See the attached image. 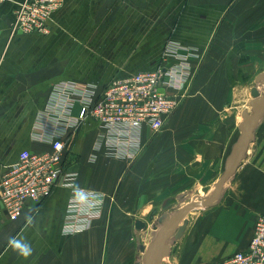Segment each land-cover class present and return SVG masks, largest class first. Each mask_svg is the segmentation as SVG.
Listing matches in <instances>:
<instances>
[{
  "label": "crops",
  "instance_id": "1",
  "mask_svg": "<svg viewBox=\"0 0 264 264\" xmlns=\"http://www.w3.org/2000/svg\"><path fill=\"white\" fill-rule=\"evenodd\" d=\"M21 1L0 3V177L23 149L50 148L44 135L57 130L50 108L59 84L87 85L97 95L114 78L174 66L170 45L191 52L194 75L180 104L162 130L145 127L135 159L96 150L92 118L64 133L72 138L66 165L78 171V185L106 193L90 228L62 234L70 196L63 186L26 202L16 220L0 215V264H144L154 239L149 220L183 207L197 190L216 189L243 111L251 112V89L264 93V80L256 82L264 71V0H63L46 34L12 30ZM261 213L264 114L236 172L189 220L164 264H212L247 249Z\"/></svg>",
  "mask_w": 264,
  "mask_h": 264
},
{
  "label": "built area",
  "instance_id": "2",
  "mask_svg": "<svg viewBox=\"0 0 264 264\" xmlns=\"http://www.w3.org/2000/svg\"><path fill=\"white\" fill-rule=\"evenodd\" d=\"M4 1L0 0V3ZM62 4L63 0H22L15 10L12 30L48 33V22ZM181 49L180 45L167 48L166 55L177 58L174 66L167 67L161 63L153 70L114 78L97 95L87 85L59 84L50 108L57 116V130L53 134H43L49 139L50 148L39 151L23 149L18 159L1 175L3 209L0 215L4 213L9 220H16L26 202L38 201L48 196L55 186H63L70 190V196L62 234L70 236L90 228L102 216L106 193L78 185V171L66 165L72 138L64 139V133L68 128L76 129L82 121L92 118L99 126L96 150L110 157L135 159L144 146L145 127L153 133L162 130L167 117L184 96L181 90L194 75L191 52L184 53ZM167 87H174L177 92L170 93ZM77 99L81 104L73 114ZM212 264H264V213L255 221L247 249Z\"/></svg>",
  "mask_w": 264,
  "mask_h": 264
},
{
  "label": "water",
  "instance_id": "3",
  "mask_svg": "<svg viewBox=\"0 0 264 264\" xmlns=\"http://www.w3.org/2000/svg\"><path fill=\"white\" fill-rule=\"evenodd\" d=\"M264 80V71L256 77V82ZM252 99L250 101L251 112L248 109L243 111V120L240 123L241 134L234 144L231 153L227 157L225 171L218 180L214 194L207 200H192L187 202L178 212L164 221L158 229L157 235L151 240L144 252V264H164L169 256L171 245L169 239H179L189 222L188 214L198 206L211 203L220 193L223 183L230 178L239 167L246 156L250 141L254 138V128L261 115L264 114V93H261L257 86L251 89ZM142 220L137 221L138 227L145 226Z\"/></svg>",
  "mask_w": 264,
  "mask_h": 264
},
{
  "label": "rangeland",
  "instance_id": "4",
  "mask_svg": "<svg viewBox=\"0 0 264 264\" xmlns=\"http://www.w3.org/2000/svg\"><path fill=\"white\" fill-rule=\"evenodd\" d=\"M202 189L197 190V192L193 195V200H207L214 194V191H215V189H213V188H202ZM209 204L195 207L188 214V219L190 221L191 220L193 221L194 218L197 216V214L202 211V209L206 208L207 206H211V203H209ZM181 207L174 206L170 210H165V212L159 211L158 214H155L156 211L153 212L155 214V216H154V218L152 220L150 219L149 222H148V228H150L149 230L154 232V235H152L153 236L152 238H155V236L157 235L158 229L160 228L161 224L164 221H166L169 218L170 215L173 216V214H175L176 211L178 212ZM179 239H176L174 236L171 237L169 239V244L171 245V247H173V245H175L179 241ZM177 247H178V245L175 246L176 251H177ZM143 263H144V261H143Z\"/></svg>",
  "mask_w": 264,
  "mask_h": 264
},
{
  "label": "trees",
  "instance_id": "5",
  "mask_svg": "<svg viewBox=\"0 0 264 264\" xmlns=\"http://www.w3.org/2000/svg\"><path fill=\"white\" fill-rule=\"evenodd\" d=\"M153 214H154V213H153ZM153 214H152V215H153Z\"/></svg>",
  "mask_w": 264,
  "mask_h": 264
}]
</instances>
